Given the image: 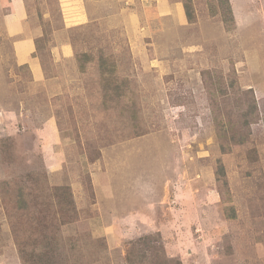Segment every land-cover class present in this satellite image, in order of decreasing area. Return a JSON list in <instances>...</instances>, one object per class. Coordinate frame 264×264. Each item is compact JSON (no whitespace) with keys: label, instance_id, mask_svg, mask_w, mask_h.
I'll use <instances>...</instances> for the list:
<instances>
[{"label":"rangeland","instance_id":"rangeland-1","mask_svg":"<svg viewBox=\"0 0 264 264\" xmlns=\"http://www.w3.org/2000/svg\"><path fill=\"white\" fill-rule=\"evenodd\" d=\"M184 1L0 0V264L54 186L27 264H264V0Z\"/></svg>","mask_w":264,"mask_h":264},{"label":"trees","instance_id":"trees-1","mask_svg":"<svg viewBox=\"0 0 264 264\" xmlns=\"http://www.w3.org/2000/svg\"><path fill=\"white\" fill-rule=\"evenodd\" d=\"M185 3V6H184V10H185V15L188 19L189 22H192L194 20L193 18V13L191 12V4L189 3V1L185 0L184 1ZM190 8V9H189ZM229 10H230V7H229ZM85 56V54H83ZM101 64L104 66V67H108L109 64L106 63L105 59L102 58V61H101ZM246 104V110L243 111L242 115H243V123L247 125V123H249L247 117H248V110L252 109L253 111L256 110V103H255V98L254 97H250L248 99V102L245 103ZM220 123V121L218 122V124ZM222 124H219V126H221ZM222 127H224V124L222 125ZM240 133V132H239ZM239 133H234L232 134L231 138H233L234 136H237V141L239 143H242V140L240 138V136H238ZM215 175L217 176V179H219L220 176H223L224 175V168L222 166V164H220L218 166V168L216 169L215 171ZM35 177H33V175L29 174L27 175V182L28 181H31V180H34ZM52 190H54V193L53 195L55 196L56 198V202H53V203H50L49 205L53 206V207H56V210H54V212L52 213L51 215V218H50V223H46V216H41V213L43 214L42 210H36V211H33L35 212L33 215H32V219H33V222L36 220V219H39L41 217H43V221L42 220H38V222H34V224L36 225V229L34 231H31L32 232V236L30 234L29 237L30 238H33V241H24V237L23 236H20L18 235L16 229H15V226H13V233H14V236H15V240L17 242V245L19 247V252L21 253V258L23 260V263L24 264H27V260H28V257L26 256V254L24 253V246H27L28 244H33V243H36V233L40 232L37 237L38 239H41L43 240L44 242H46V244H50V243H53V242H57V237L58 235L56 233H54L53 231L55 229L58 228V225H59V222L58 220L55 218V216H57L56 214L57 213H60L63 212L65 213L66 211H75V204H74V200H73V197H72V194H71V190L69 187L67 186H54L52 188ZM23 188H20L19 191H17L16 193V199H17V202H16V205H15V210L14 212L19 214L20 216H23L25 215L23 211H21L22 209H25L28 204L27 202L29 200H33V201H36L37 198L34 197H30V194L28 196L25 197V193L23 192ZM234 215H231L230 218H233ZM69 222V219H66L64 218L63 219V223H68ZM52 226L53 227V231L52 232H49L48 231V228ZM147 238L145 239H149L150 237L149 236H146ZM143 241V240H142ZM45 255H47L48 257L53 255L54 257L51 258L49 260V264H59L57 263V259L55 257V255L53 254V250H45ZM44 255V256H45ZM142 256V255H140ZM31 262L34 263L33 261V258H30ZM144 260V259H143ZM147 261V259L145 258L144 262Z\"/></svg>","mask_w":264,"mask_h":264},{"label":"crops","instance_id":"crops-1","mask_svg":"<svg viewBox=\"0 0 264 264\" xmlns=\"http://www.w3.org/2000/svg\"><path fill=\"white\" fill-rule=\"evenodd\" d=\"M17 5H18V4H14V7H16ZM19 5H20V4H19ZM19 5H18L17 9L19 8ZM20 6H21V5H20ZM15 15H17V14H15ZM19 20H20V19H19ZM20 21H21V20H20ZM26 55H27V54H25L23 57H26ZM26 61H29V60H26ZM34 68H35V70H34L35 72H36V71H39V70H38V67L34 66Z\"/></svg>","mask_w":264,"mask_h":264}]
</instances>
